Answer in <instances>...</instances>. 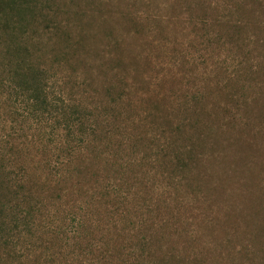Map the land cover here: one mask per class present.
Segmentation results:
<instances>
[{"label":"rangeland","instance_id":"rangeland-1","mask_svg":"<svg viewBox=\"0 0 264 264\" xmlns=\"http://www.w3.org/2000/svg\"><path fill=\"white\" fill-rule=\"evenodd\" d=\"M0 264H264V0H0Z\"/></svg>","mask_w":264,"mask_h":264},{"label":"trees","instance_id":"trees-1","mask_svg":"<svg viewBox=\"0 0 264 264\" xmlns=\"http://www.w3.org/2000/svg\"><path fill=\"white\" fill-rule=\"evenodd\" d=\"M21 85H20V92H23L25 95V100L30 102V104H33V107L36 110H41V111H48L47 114H49L50 119L55 118V114L53 113H59L61 112L60 116L63 115L65 116L68 114L67 119L64 121L63 126L67 130V136L70 138L72 135L75 134L74 136V141L75 145L69 144L67 146L68 152L74 153L78 149L79 145H81L82 142L85 141L83 137L77 136L75 132H73V127L74 124L78 123L81 124L83 123V116L81 111L75 109L74 105L71 103H68L67 101L64 100V98L61 100H57L58 98H50L48 95V90L46 88V84L41 82V80L38 78L37 72H33L31 70H28L23 74L21 77ZM28 92V95H27ZM60 109L61 111H58ZM53 112V113H52ZM62 117V116H61ZM79 144V145H78ZM31 211H25L22 215L21 218L23 220L27 219ZM19 216L13 217V219L18 220ZM77 220V219H76ZM17 222V221H16ZM26 225L30 227L32 225V222H27Z\"/></svg>","mask_w":264,"mask_h":264}]
</instances>
